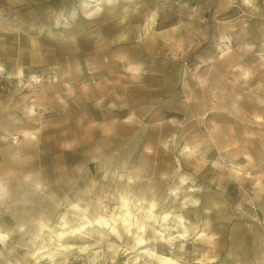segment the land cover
<instances>
[{
	"label": "rangeland",
	"instance_id": "1",
	"mask_svg": "<svg viewBox=\"0 0 264 264\" xmlns=\"http://www.w3.org/2000/svg\"><path fill=\"white\" fill-rule=\"evenodd\" d=\"M5 172L26 195L0 207V232H60L65 212L80 227L103 188L99 218L121 215L125 192L132 234L121 221L119 237L94 225L60 243L104 235L115 264H264V0H0ZM65 197L79 207L56 210Z\"/></svg>",
	"mask_w": 264,
	"mask_h": 264
},
{
	"label": "clouds",
	"instance_id": "2",
	"mask_svg": "<svg viewBox=\"0 0 264 264\" xmlns=\"http://www.w3.org/2000/svg\"><path fill=\"white\" fill-rule=\"evenodd\" d=\"M224 39V38H222ZM184 47L179 49L181 54H186L188 50L194 47V43L185 38ZM94 163H103L107 167L110 163L104 156L101 150L97 149L93 157ZM227 171L232 174L240 172L241 175L244 174L243 171L233 167L228 166ZM105 174L102 179H106ZM15 175L12 172H5L0 174V207L13 208L24 199V193L22 186L19 183H13ZM25 181H28L30 177H25ZM129 184L132 183L131 180L128 181ZM100 187V182L93 181L92 187L87 190L89 196L96 195V189ZM35 192H44L46 187L43 184L35 183L32 185ZM126 191V190H125ZM109 196L104 193L103 188H100L99 195H96L97 203L100 204V208L96 210L97 218L88 219L87 215L81 217L83 221L80 227L71 228L67 223V212L60 217V223L57 225L61 229L60 232L53 231L49 227L48 223L43 221H29L37 228V232L33 234L28 231L26 224H21L15 231L0 232V264H40L42 260H48L49 264H73L74 261H81L82 264H115L117 255L124 251L118 248L116 245L111 243L108 237L101 235L100 239L87 245H76L72 243L64 244L60 243L66 237H75L80 234L85 228H91L94 225H100L102 227L108 228L113 235L119 237V232L117 230L118 224L122 223L124 231L131 235L129 220L132 218V206L131 201L128 199L125 192H117L113 195L112 199H118V203L113 209V212H119L121 215H117L114 218H109L108 220L99 218L100 211L103 210L107 212V208L103 206V200L108 199ZM67 204L69 208L79 207V205H71L68 198L65 197L64 201L56 204L55 209L59 210L60 207ZM82 211L87 213L88 209L85 208ZM127 217L128 219H124ZM64 229H67L65 231ZM49 233L47 239L45 240L44 234ZM143 232V229H141ZM161 237V242L172 244L173 241L179 243V251L183 252L185 244L181 241L183 236L177 234L167 240L163 238V233H157ZM14 236H19L18 240H14ZM41 241L39 247H37L36 241ZM56 241L55 246H53V241ZM148 241H142V243H147ZM19 250H23V255L19 256ZM129 249L128 251H132ZM127 255V251H125ZM140 260H144L145 264H153L150 257L146 258L140 255L138 260L131 261V264H140ZM125 264H129V261H125ZM179 264V261H177Z\"/></svg>",
	"mask_w": 264,
	"mask_h": 264
}]
</instances>
